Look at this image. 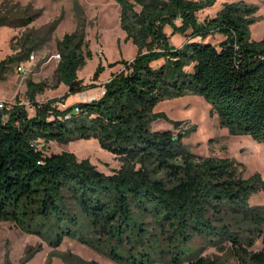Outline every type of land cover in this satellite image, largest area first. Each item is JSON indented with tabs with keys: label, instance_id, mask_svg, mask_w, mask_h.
Masks as SVG:
<instances>
[{
	"label": "trees",
	"instance_id": "16d2710c",
	"mask_svg": "<svg viewBox=\"0 0 264 264\" xmlns=\"http://www.w3.org/2000/svg\"><path fill=\"white\" fill-rule=\"evenodd\" d=\"M117 1L126 40L138 53L110 63L124 66L104 83L103 95L79 101V112L74 105L61 109L55 103L63 99L38 101L46 85L29 79L35 113L20 102L0 108V221L46 235L52 244L69 236L98 251L106 247L121 264H153L166 256L165 264H220L192 247L197 238L229 244L241 264H264V205L250 204L251 195L264 189L262 175L244 177L228 157L188 150L190 130L175 131L181 120L173 121L174 129L153 128L167 118L155 110L161 100L195 93L231 133L264 143V38L254 39L251 29L257 5L226 2L201 20L199 12L217 0ZM168 25L186 36L182 46L171 42ZM217 34L223 37L218 43L207 40ZM57 48L55 74L67 95L94 87L78 77L93 57L84 30L66 33ZM32 50L2 59L0 78L8 63ZM104 68L99 64L94 80ZM92 137L119 157L118 169L106 173L73 151L48 154L40 147ZM70 256L72 264L84 262Z\"/></svg>",
	"mask_w": 264,
	"mask_h": 264
},
{
	"label": "rangeland",
	"instance_id": "374dc122",
	"mask_svg": "<svg viewBox=\"0 0 264 264\" xmlns=\"http://www.w3.org/2000/svg\"><path fill=\"white\" fill-rule=\"evenodd\" d=\"M230 1L236 0H217L215 5L200 11L199 18L203 20L216 14ZM244 1L257 5L256 20L251 26L252 37L263 39L264 0ZM120 12L117 0H0V62L8 56L25 54L33 47L31 53L35 55L33 59L26 57L6 65L0 78V99L23 103L33 115L35 109L27 96V82L32 79L46 85L45 90L37 95L38 101L44 103L59 98L66 105H73L79 99L78 93L74 97L73 94L68 96V86L57 82L55 71L58 60L51 59V56L59 53L57 43L66 33L81 29L93 57L88 58L79 69L78 77L85 83H95L94 87L85 90L89 94L101 92L104 83L124 66V63L112 66L110 63L131 60L138 53V47L132 40H126V33L120 25ZM166 31L176 46H182L187 40L181 33L174 34L170 25L166 26ZM222 38L217 34L207 40L216 44ZM21 63L26 64V74L18 69ZM99 64L105 68L98 80H94ZM155 110L164 112L167 118L154 121V129H174L173 121L181 120L175 131L190 130L184 138L188 150L202 156L228 157L239 163L244 177L259 172L264 178V143L249 134L231 133L227 126L222 125L219 113L213 110L203 95L187 93L166 98L156 105ZM44 145L48 154L70 150L79 158H89L106 173L113 172L122 164L116 154L100 146L94 137L75 139L69 143L40 142V147ZM250 204L264 205V189L251 195ZM156 233L160 235V230ZM85 234L91 237L88 227ZM191 245L220 264H241L235 249L229 244L212 245L205 238H197ZM261 246L258 241L256 248ZM70 254L82 257L84 262L80 264H121L110 257L106 247L98 251L69 236L59 245L52 244L46 235L26 232L12 221H0V264H72L76 260ZM167 259L168 256L157 257L153 264H165Z\"/></svg>",
	"mask_w": 264,
	"mask_h": 264
},
{
	"label": "built area",
	"instance_id": "2783aa9c",
	"mask_svg": "<svg viewBox=\"0 0 264 264\" xmlns=\"http://www.w3.org/2000/svg\"><path fill=\"white\" fill-rule=\"evenodd\" d=\"M35 55L33 53H31L30 57L29 58H34ZM61 58V54L60 53H56V54H53L51 56V59H57L58 61L60 60ZM19 71H21L23 74H26L27 72V67H26V64L24 63H21L18 67ZM105 92L104 90V87H103V90L101 92H98V93H88L87 91L83 90V91H80L78 93V100L73 104L74 107H73V110L75 112H79L80 111V104H79V101H96L101 95H103ZM43 103V102H41ZM12 104L13 102H10V101H6L5 99H0V108H11L12 107ZM55 105H57L59 108L61 109H65L67 108L69 105H66L65 101L63 102H57L55 103ZM72 115L71 111H67L65 112V117L66 118H70Z\"/></svg>",
	"mask_w": 264,
	"mask_h": 264
},
{
	"label": "water",
	"instance_id": "95a60500",
	"mask_svg": "<svg viewBox=\"0 0 264 264\" xmlns=\"http://www.w3.org/2000/svg\"><path fill=\"white\" fill-rule=\"evenodd\" d=\"M44 149L46 148V145H44V147H43Z\"/></svg>",
	"mask_w": 264,
	"mask_h": 264
},
{
	"label": "crops",
	"instance_id": "0c3cea01",
	"mask_svg": "<svg viewBox=\"0 0 264 264\" xmlns=\"http://www.w3.org/2000/svg\"><path fill=\"white\" fill-rule=\"evenodd\" d=\"M108 81V80H107ZM73 97L75 96V95H72Z\"/></svg>",
	"mask_w": 264,
	"mask_h": 264
}]
</instances>
